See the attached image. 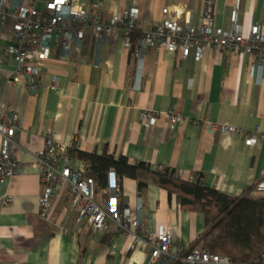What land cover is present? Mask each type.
<instances>
[{"label": "crops", "instance_id": "1", "mask_svg": "<svg viewBox=\"0 0 264 264\" xmlns=\"http://www.w3.org/2000/svg\"><path fill=\"white\" fill-rule=\"evenodd\" d=\"M41 1L36 4L40 12ZM29 2L6 0L5 14L0 15V113L22 117L14 135V155L22 173L0 185V201L10 199L0 205V264H149L147 245L129 251L125 233L94 232L77 223L68 192L53 202L49 220L38 217L41 188L34 155L48 138L63 144L76 140L81 152L107 151L115 158L125 157L130 165L143 163L148 168L140 175L145 183L141 190L137 180L118 178L119 202L132 219L140 220L141 234L157 235L160 230L169 234V256L155 264H182L176 258L202 249L194 242L205 228L204 215L183 211L174 196L153 183L152 172L169 169L181 180L200 176L208 189L264 198V192L255 188L264 180V71L255 69L249 55L207 48L197 61L193 53L182 59L177 52L147 48L141 55L137 89V47L136 57L130 58L120 28L102 37L87 29L81 45L70 38L64 51L61 41L53 43L51 57L35 81L37 91L31 93L26 78L13 81L14 61L3 53L13 41L14 6L27 7ZM69 4L72 12L99 15L104 24L135 7L138 36L158 25L163 8L170 11L167 19L180 25L185 24L184 14L190 16L186 24L191 27L206 16L203 0ZM210 15L223 31L236 29L247 35L252 26L264 31V0H216ZM70 29L69 22L60 25L61 37ZM53 77L60 79L54 88ZM169 109L184 121L171 127L165 117ZM151 114L155 124L146 125L144 116ZM210 123L238 132L210 134ZM250 136L257 142L247 146ZM108 183L109 178L105 189L96 186L97 202L104 206L110 195Z\"/></svg>", "mask_w": 264, "mask_h": 264}, {"label": "built area", "instance_id": "2", "mask_svg": "<svg viewBox=\"0 0 264 264\" xmlns=\"http://www.w3.org/2000/svg\"><path fill=\"white\" fill-rule=\"evenodd\" d=\"M41 0H30L27 7L14 6L16 23L13 28V41L5 48L3 53L11 57L15 64L13 81L18 83L26 78L31 93H36V79L41 73L43 63L50 59L52 45L59 40L67 49L70 38L81 45L87 29L109 36L114 30L120 28L123 31L124 46L130 47L131 36L137 29L138 11L135 7H129L114 15L104 24L99 15H90L83 11L72 12L70 0H42L43 10L36 9V4ZM216 0H203V10L206 16L197 27L186 24L190 16L183 15L185 24L168 20L170 13L168 8L161 10V19L158 25L148 31L142 32L137 39L138 74L136 88L140 85L141 55L143 49H166L177 52L182 59L188 58L192 53L198 61L203 51L214 48L216 51L244 53L251 57L254 68L264 71V31L258 26H252L247 35L240 30L223 31L218 29L211 18V12ZM6 0L0 1V15L5 14ZM209 14V16H208ZM181 13L176 11V17ZM69 22L71 29L61 37L60 25ZM66 37V39H65ZM58 77L52 78V87L59 83ZM24 82V81H23ZM166 120L173 127L183 122L184 118L173 109L165 113ZM146 125H154L156 118L153 114L145 115ZM22 117L18 113H0V185L5 180L21 175L18 161L14 155L16 144L14 135L21 129ZM208 132L237 133V129L224 125L209 124ZM257 137L250 136L246 145L256 144ZM71 150L83 151L76 140L70 144H63L46 139L44 147L34 155V166L38 171L40 181V196L38 201V217L47 221L53 207V202L63 192L70 194L71 206L75 209V221L84 223L94 232L125 233L128 240V250H133L138 245H147L150 248L149 264H155L158 259L169 256L170 236L166 231L160 230L157 235L151 232L141 234L140 220L131 218L127 210H124L119 202L120 182L111 171L108 175L109 199L107 205L97 202V187L94 180L88 176L84 164L78 162L70 155ZM172 179H181L177 173H170ZM192 178V177H191ZM191 178L187 180H191ZM257 192H264V180L256 184ZM138 212L141 211V200L138 199ZM10 202L9 198L0 201L1 204ZM263 259L259 264H264ZM173 259V257H170ZM176 260L182 264H232L228 258L212 255L203 249H192L184 257Z\"/></svg>", "mask_w": 264, "mask_h": 264}, {"label": "trees", "instance_id": "3", "mask_svg": "<svg viewBox=\"0 0 264 264\" xmlns=\"http://www.w3.org/2000/svg\"><path fill=\"white\" fill-rule=\"evenodd\" d=\"M138 35L133 34L130 58L136 57ZM71 157L84 163L87 174L97 187H107L108 173L119 179L138 181L141 190L145 183L141 174L148 168L143 163L130 165L126 158L103 151L101 155L71 150ZM169 169L154 171L153 183L174 196L183 211L204 215V232L194 242L212 255L228 258L232 264H259L264 255V198L249 195L229 196L204 186L201 177L191 180L172 179Z\"/></svg>", "mask_w": 264, "mask_h": 264}, {"label": "rangeland", "instance_id": "4", "mask_svg": "<svg viewBox=\"0 0 264 264\" xmlns=\"http://www.w3.org/2000/svg\"><path fill=\"white\" fill-rule=\"evenodd\" d=\"M133 34H134V33H133ZM133 34H132V35H133ZM138 37H139V36H138ZM216 256H217V255H216ZM218 257H220V256H218ZM166 258H167V257H166ZM221 258H225V257H221ZM170 260L173 261V262L175 261L174 259H170ZM230 262H231V261H230ZM231 263H232V262H231Z\"/></svg>", "mask_w": 264, "mask_h": 264}, {"label": "bare ground", "instance_id": "5", "mask_svg": "<svg viewBox=\"0 0 264 264\" xmlns=\"http://www.w3.org/2000/svg\"><path fill=\"white\" fill-rule=\"evenodd\" d=\"M131 39H132V36H131ZM137 44V43H136ZM143 51H144V49H143ZM143 53V52H142ZM73 158V157H72ZM75 159V158H74ZM77 160V159H76ZM85 166V165H84Z\"/></svg>", "mask_w": 264, "mask_h": 264}]
</instances>
